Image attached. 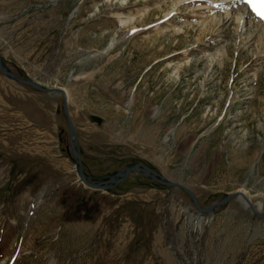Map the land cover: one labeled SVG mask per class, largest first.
Here are the masks:
<instances>
[{
	"label": "rangeland",
	"instance_id": "1",
	"mask_svg": "<svg viewBox=\"0 0 264 264\" xmlns=\"http://www.w3.org/2000/svg\"><path fill=\"white\" fill-rule=\"evenodd\" d=\"M264 0H0V54L62 87L92 184L134 164L264 215ZM59 93L0 70V264H264V220L142 171L77 174Z\"/></svg>",
	"mask_w": 264,
	"mask_h": 264
},
{
	"label": "water",
	"instance_id": "2",
	"mask_svg": "<svg viewBox=\"0 0 264 264\" xmlns=\"http://www.w3.org/2000/svg\"><path fill=\"white\" fill-rule=\"evenodd\" d=\"M0 70L8 77L21 82V83H25L28 84L36 89H38L39 91L42 92H50V93H59L62 95L63 97V107H64V112L67 118V122L70 128V144H71V148L74 152V155L76 156L77 159V174L79 177L80 182L88 189L91 190H95V191H107L111 188H113V185H117L120 182L126 180V178L131 174L132 171H142L144 172L146 175L151 176L154 178L155 181H157L158 183L167 186V187H174L177 189H180L182 191H184L185 193H187L190 198L192 199L196 209L203 214H209L211 213L214 209L224 205L225 203H227L228 201H230L231 199L237 197L242 200V202L245 204V206L251 211V213L261 219L264 220V215H261L259 213L260 209L259 208H254V206L251 204V202L248 200V198L244 195V193L242 192H237V193H232L227 195L226 197H224L223 199L213 203L211 206L207 207V208H201L198 206V201L195 197V195L189 191L187 188H185L183 185L179 184V183H175L172 182L170 180H167V178H165L164 176H161L157 171L149 168L148 166L145 165H140V164H134L130 167L125 168L123 171L119 172L118 174H116L115 176H113L112 178H110L109 181L105 182V183H100V184H92L89 182L88 177L86 176L84 170H83V165L81 162V158H80V153L77 149V130L75 128L74 122L72 120L71 114H70V110H69V104H68V97H67V92L64 88L62 87H54V88H48L45 86H42L41 84L31 80V79H27V78H22L18 75H16L13 71H11L4 63H3V58L0 54Z\"/></svg>",
	"mask_w": 264,
	"mask_h": 264
},
{
	"label": "bare ground",
	"instance_id": "3",
	"mask_svg": "<svg viewBox=\"0 0 264 264\" xmlns=\"http://www.w3.org/2000/svg\"><path fill=\"white\" fill-rule=\"evenodd\" d=\"M68 97V96H67ZM235 198H237V197H235ZM243 205H244V207L245 208H247L246 206H245V204L242 202V200L240 199V197L239 198H237Z\"/></svg>",
	"mask_w": 264,
	"mask_h": 264
},
{
	"label": "snow or ice",
	"instance_id": "4",
	"mask_svg": "<svg viewBox=\"0 0 264 264\" xmlns=\"http://www.w3.org/2000/svg\"><path fill=\"white\" fill-rule=\"evenodd\" d=\"M262 18H264V17H262Z\"/></svg>",
	"mask_w": 264,
	"mask_h": 264
}]
</instances>
